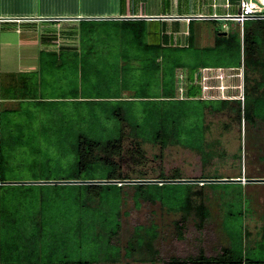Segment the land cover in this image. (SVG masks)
I'll use <instances>...</instances> for the list:
<instances>
[{
	"label": "trees",
	"instance_id": "16d2710c",
	"mask_svg": "<svg viewBox=\"0 0 264 264\" xmlns=\"http://www.w3.org/2000/svg\"><path fill=\"white\" fill-rule=\"evenodd\" d=\"M92 27L81 28L79 47L42 51L38 70L0 75V264H159L155 223L119 245L130 200L178 215L180 239L190 218L202 229L211 213L205 202L194 204L203 194L195 184L133 183L184 179L178 171L150 176L145 146H179L206 161L214 154L209 115L232 112L246 131L264 128V20L227 36L220 27L209 46L192 27L176 44L149 43L143 21ZM204 68L243 69L244 100L203 99ZM207 186L227 198L226 243L216 255L200 248L162 263L264 264V225L250 237L242 185Z\"/></svg>",
	"mask_w": 264,
	"mask_h": 264
},
{
	"label": "rangeland",
	"instance_id": "374dc122",
	"mask_svg": "<svg viewBox=\"0 0 264 264\" xmlns=\"http://www.w3.org/2000/svg\"><path fill=\"white\" fill-rule=\"evenodd\" d=\"M222 24L223 22H197L195 27L200 32L204 30L213 34ZM226 24L233 26L236 30L238 28L236 23L227 22ZM92 28H96L98 31H106L111 26L97 23ZM222 31L227 32L225 30ZM16 37L13 34H8V36L5 34L1 35L0 67L2 71L23 70L29 68L25 66L31 64L14 56L18 55V53L20 54L23 50L21 45H14L16 43L21 44V37ZM148 41L150 43L161 42L160 29L157 26H151ZM211 43L212 40H210ZM207 44H209L207 39H201L199 42L201 46H209ZM45 46L48 49L55 47L52 44ZM40 47L42 49L44 45ZM36 54L38 56L37 52ZM36 54H34V57H36ZM223 74L226 76L224 81L218 80L219 82H216L211 80L208 83L204 80L203 82L201 81L202 91L215 85L224 87L238 86L239 90L228 91L229 94L235 95L236 98L243 101L245 92L244 70L241 69L234 72L219 71L210 75L216 77ZM215 92L212 93L208 90L206 94L211 96L215 95ZM207 123L210 126L207 142L214 145L212 149L214 154L211 158L203 161L201 155L197 152L179 146L161 151L159 147L146 145L145 151L147 152L148 162L144 170L152 177H156L162 172L166 176H171L178 171L183 175L184 179L194 181L191 183L195 184L193 191L203 192L202 195L195 194L194 204L205 202L211 213L210 218L202 229H199L195 224L196 221L190 218L191 221L187 223L183 230L185 237L180 239L178 237L179 233H177L178 231L175 228V221L180 218L178 215L168 212L160 203H145L140 209H137L133 201L130 200L124 207V212L127 213V216L123 217V230L118 241L122 248H125L128 241L132 238L137 226H149L151 223H155L159 227L160 232L156 243L160 249L162 259L159 264H163V261H169L172 257L187 258L188 256H196L200 248L205 250L208 256L216 255L220 251L221 246L226 243L223 223L225 215L228 213L229 205L225 204L227 198L223 197L221 189L213 190L207 186L210 183L205 181L208 180L242 179V182L239 183L243 187L247 200L250 201V209L252 210L251 214L246 217L245 227L247 232L251 234V238L257 236L264 225V182L254 183L249 182V180L264 179V128L247 127L246 131L244 123L240 124L232 112L209 115ZM158 155H162V159L155 157ZM137 169L139 168L132 167L127 170L138 171ZM206 176L225 178L204 179L203 177ZM238 176H241V178H237ZM203 185L205 186L202 187ZM245 206L248 207L249 203H246ZM117 264H126V260Z\"/></svg>",
	"mask_w": 264,
	"mask_h": 264
},
{
	"label": "crops",
	"instance_id": "0c3cea01",
	"mask_svg": "<svg viewBox=\"0 0 264 264\" xmlns=\"http://www.w3.org/2000/svg\"><path fill=\"white\" fill-rule=\"evenodd\" d=\"M238 11L239 0H0V38L2 34L21 37V44L14 45H21L23 50L21 55L14 56L31 64L25 66L29 68L9 72H30L38 70L42 51L60 46L79 47L82 27L97 23L112 27L123 21H143L149 29L148 39L151 26H157L161 41L165 38L173 44L188 41L192 27L198 44L201 39H207V45H212L214 33L202 30L201 34L195 23L216 21L223 22V26L227 22L194 17H223ZM229 27L230 31L236 30ZM47 44L55 47L48 49ZM4 72L0 67V75Z\"/></svg>",
	"mask_w": 264,
	"mask_h": 264
},
{
	"label": "built area",
	"instance_id": "2783aa9c",
	"mask_svg": "<svg viewBox=\"0 0 264 264\" xmlns=\"http://www.w3.org/2000/svg\"><path fill=\"white\" fill-rule=\"evenodd\" d=\"M200 19L201 20H223L226 22L231 21L233 23L238 24V28L241 29L243 32L245 22L252 21V20H264V0H239V11L236 14H226L223 17H220L218 15H213V17H210V18L208 17V18H200ZM222 29L227 32L231 30V28L227 24L223 25ZM219 71L234 72L236 70L226 69V68H204L200 71L201 81L203 82L204 80V81H207V83L208 81H211V80H215L216 82H219L222 80L224 81L226 78L224 74L222 76H216V77H212V75H210L213 72H219ZM202 82L200 83L202 84ZM208 86H211V85H208ZM231 88L239 89L238 86L231 87ZM227 89L228 87H224L222 85L221 86L215 85V86L208 87L207 89H204L202 91V98L203 99H223V100L235 99L236 98L235 95H231L228 92H225V90ZM208 90L212 93L216 91L215 95L214 94L211 96L210 94L207 95L206 91ZM180 93L181 95H183V89H180ZM0 104H1V100H0ZM0 185H1V182H0Z\"/></svg>",
	"mask_w": 264,
	"mask_h": 264
},
{
	"label": "water",
	"instance_id": "95a60500",
	"mask_svg": "<svg viewBox=\"0 0 264 264\" xmlns=\"http://www.w3.org/2000/svg\"><path fill=\"white\" fill-rule=\"evenodd\" d=\"M194 18H208V17H194ZM210 18V17H209ZM228 32H221L219 33V35L221 36H227ZM163 184V183H175V184H191L193 183L194 181H191V180H186V179H181V180H170V181H159V180H144V181H140V180H137V181H133V183H160ZM205 182H209V183H239V182H242V179H220V180H208V181H205ZM249 182H264V179H252V180H249ZM22 184V183H20ZM25 184V183H24Z\"/></svg>",
	"mask_w": 264,
	"mask_h": 264
},
{
	"label": "clouds",
	"instance_id": "9594fccd",
	"mask_svg": "<svg viewBox=\"0 0 264 264\" xmlns=\"http://www.w3.org/2000/svg\"><path fill=\"white\" fill-rule=\"evenodd\" d=\"M228 87V89H227V91L226 92H228L229 93V91L228 90H239V89H234V88H231V86H227ZM235 99H237V98H235Z\"/></svg>",
	"mask_w": 264,
	"mask_h": 264
}]
</instances>
